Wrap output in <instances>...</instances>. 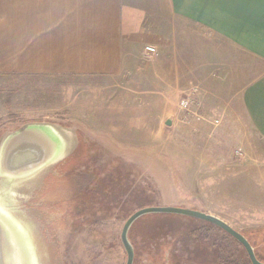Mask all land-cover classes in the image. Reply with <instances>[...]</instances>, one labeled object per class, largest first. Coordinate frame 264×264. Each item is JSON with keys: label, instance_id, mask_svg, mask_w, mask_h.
<instances>
[{"label": "rangeland", "instance_id": "374dc122", "mask_svg": "<svg viewBox=\"0 0 264 264\" xmlns=\"http://www.w3.org/2000/svg\"><path fill=\"white\" fill-rule=\"evenodd\" d=\"M18 18L19 0H0V29ZM144 46L121 79L0 73V137L26 122H47L75 143L4 191L12 219L29 224L43 264H125L120 231L134 210L186 206L225 220L264 261L263 136L232 109L202 102L203 91L209 99L217 79L227 77L186 85L178 69L164 73L154 45L148 54ZM129 238L133 264H216L217 257L247 256L222 229L181 215H143Z\"/></svg>", "mask_w": 264, "mask_h": 264}, {"label": "crops", "instance_id": "0c3cea01", "mask_svg": "<svg viewBox=\"0 0 264 264\" xmlns=\"http://www.w3.org/2000/svg\"><path fill=\"white\" fill-rule=\"evenodd\" d=\"M4 22L0 73L121 79L154 45L186 85L227 77L202 102L264 138V0H19Z\"/></svg>", "mask_w": 264, "mask_h": 264}, {"label": "water", "instance_id": "95a60500", "mask_svg": "<svg viewBox=\"0 0 264 264\" xmlns=\"http://www.w3.org/2000/svg\"><path fill=\"white\" fill-rule=\"evenodd\" d=\"M165 124L170 125L171 120L166 119ZM0 138V188H4L0 193V264H43L42 254L34 241L33 230L24 220L22 225L16 217L12 219L7 209L11 206L10 197L5 195L4 191L57 162L61 156L74 148L75 143L70 141L61 127H54L47 122L23 123L14 130L4 132ZM65 139L68 140L67 145ZM162 213L211 223L233 237L244 248L251 264H264V261L257 257L249 239L225 220L196 208L177 205L142 206L125 219L120 231V241L126 253L125 264H133L134 261V247L129 238L131 225L143 215ZM30 252L34 258L30 257Z\"/></svg>", "mask_w": 264, "mask_h": 264}, {"label": "trees", "instance_id": "16d2710c", "mask_svg": "<svg viewBox=\"0 0 264 264\" xmlns=\"http://www.w3.org/2000/svg\"><path fill=\"white\" fill-rule=\"evenodd\" d=\"M191 218V217H190ZM194 219V218H193ZM197 220V219H196ZM205 222V221H204ZM206 223H208V222H206ZM218 228V227H217ZM220 229V228H219ZM201 230V229H200ZM203 233V232H202ZM256 255H258V254H256ZM259 256V255H258ZM257 256V257H258ZM233 258V260H231V261H226L225 259H221V260H219V258L217 257V263L216 264H251V262L249 261V259H248V257L246 256V257H239V258H234V257H232ZM259 258V257H258ZM261 260V259H260Z\"/></svg>", "mask_w": 264, "mask_h": 264}, {"label": "built area", "instance_id": "2783aa9c", "mask_svg": "<svg viewBox=\"0 0 264 264\" xmlns=\"http://www.w3.org/2000/svg\"><path fill=\"white\" fill-rule=\"evenodd\" d=\"M144 51L146 54H148V53H154L156 51V49L153 45L147 44L144 46ZM180 103H181L182 107H185L187 105V100L182 99Z\"/></svg>", "mask_w": 264, "mask_h": 264}]
</instances>
